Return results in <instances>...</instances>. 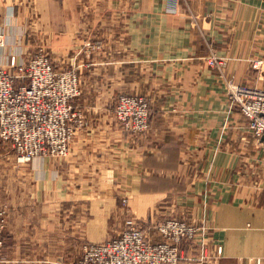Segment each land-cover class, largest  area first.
Wrapping results in <instances>:
<instances>
[{
    "label": "crops",
    "instance_id": "0c3cea01",
    "mask_svg": "<svg viewBox=\"0 0 264 264\" xmlns=\"http://www.w3.org/2000/svg\"><path fill=\"white\" fill-rule=\"evenodd\" d=\"M169 1L0 0V68L42 48L56 68L78 73L73 104L85 116L65 157H37L18 170L15 158H4L6 264H47L46 248L32 254L37 237L44 246L52 237L55 264H77L78 237L100 243L125 229V194L141 220L126 228L149 227L158 241L160 216H149L151 207L177 198L175 215L208 228L211 252L222 247L202 264H264L263 139L195 57L204 35L215 43L227 36L226 48H218L228 71L264 88V68L254 75L249 62L264 56V0H178L175 10ZM95 43L100 47L88 49ZM120 94L149 100L144 135L128 136L111 117ZM94 181L105 186L92 188Z\"/></svg>",
    "mask_w": 264,
    "mask_h": 264
},
{
    "label": "built area",
    "instance_id": "2783aa9c",
    "mask_svg": "<svg viewBox=\"0 0 264 264\" xmlns=\"http://www.w3.org/2000/svg\"><path fill=\"white\" fill-rule=\"evenodd\" d=\"M177 3L170 0L169 7L175 10ZM99 47L96 43L88 49ZM263 63L258 59L253 66L259 68ZM80 94L78 73L59 70L46 52H36L23 62L11 56L9 66L0 68V143L10 146L21 163L44 156L65 157L76 131L85 124L83 113L73 104ZM226 95L264 144V88L228 80ZM113 111L130 136L149 128V103L142 96L120 94ZM163 222L158 225V241L152 240L149 227L134 225L103 242L84 243L79 264H202L221 255L220 245L211 252L207 227L178 218ZM4 224L5 211L0 208V248ZM189 242L188 251L183 245Z\"/></svg>",
    "mask_w": 264,
    "mask_h": 264
},
{
    "label": "rangeland",
    "instance_id": "374dc122",
    "mask_svg": "<svg viewBox=\"0 0 264 264\" xmlns=\"http://www.w3.org/2000/svg\"><path fill=\"white\" fill-rule=\"evenodd\" d=\"M194 20V19H193ZM194 22L196 23V21L194 20ZM205 37H202V40L204 42V50H203V54L201 55H196V61L199 63V65H201V67L207 69V71H212L213 73H215V75L217 76V78H219L220 82L223 83L224 85V88H225V95H226V89H227V82L228 80H233L235 82H237L235 80V78L232 76V74L228 71L229 69V63H228V60H227V56H222L219 54V48H222V49H225L223 48L226 43L223 42V41H227L228 39H226L227 36H225L224 39H220L219 41H215L211 39V37L209 35H204ZM96 44V43H95ZM94 44V45H95ZM217 44V45H216ZM219 47V48H218ZM40 51H44L42 48L38 50V52ZM226 55V54H225ZM259 55V54H258ZM194 57V58H195ZM258 59H261L263 62H264V56H255V57H252L251 60L249 61L250 62V65H251V69L253 71H255L253 74L255 75L261 68L263 69L264 68V63L262 64V66H260L259 68H254L253 66V63L255 60H258ZM222 62V63H221ZM258 74V73H257ZM237 83H242V84H248V83H251L253 85H257V83H255V81L251 80H244L243 82H237ZM259 87L263 88L261 85H259ZM129 95V94H128ZM141 96V95H139ZM144 97V96H142ZM227 97V95H226ZM145 98V97H144ZM147 100V98H145ZM228 99V98H227ZM148 103H149V100H147ZM229 103L233 106H235L239 111L238 109V106H236L235 104H232L230 101ZM114 107V106H113ZM150 111H151V108H150V103H149V117H148V122H149V126H150ZM240 112V111H239ZM111 117L113 118L114 117V111H113V108L111 109ZM113 113V114H112ZM242 115V114H241ZM244 117V116H243ZM85 118V116H84ZM244 119L246 120V118L244 117ZM246 125L248 127V121L246 120ZM149 129V128H148ZM148 129L141 133V134H138L136 136H141V135H144ZM130 136V135H128ZM132 137V136H130ZM13 157L15 158V155H14V152L13 150L11 149L10 146L6 145V144H2L0 143V169H1V165H2V162L4 161V158L5 157ZM52 157V156H50ZM53 158V157H52ZM56 158V157H55ZM59 158V157H57ZM63 158V157H62ZM15 163L17 164L16 169L18 170L20 167L24 166V164L28 163H21V162H18L16 160V158L14 159ZM16 164H12L13 165H16ZM17 177V176H16ZM93 185L92 188H95V189H98L99 187H104L105 185V182L104 181H99V182H91ZM112 185V184H111ZM99 199H101L103 202H105V200H107V197H98ZM177 199V198H172V197H166V198H161L159 199L157 202H155L153 204V206L151 207V210H150V215H156L157 214L160 216L159 218L156 217V219H159V221H157L155 223V226L157 227V231H158V225H162L167 219H170V218H178V219H183V220H186L188 221L186 218H179L175 215V212L173 211V201ZM119 209H122L121 212L123 213L124 216H126V226L124 228H126L127 226H130V225H133L135 224L136 222L138 223V221L141 222V220L137 219L134 217L133 215V210H132V207H131V204H130V197L125 194V195H122L120 198H119ZM84 207V206H83ZM1 208V207H0ZM2 210L5 211V224H4V229H3V240H4V243H5V240H7V237H10L8 234H5V228H6V225H7V219H8V214H7V211L5 208H1ZM84 209H86L84 207ZM104 214H107L106 211L104 212ZM113 215V213H112ZM68 216H71V215H68ZM107 216V215H106ZM163 222V223H162ZM189 222V221H188ZM115 222H113L111 224V226L114 224ZM162 223V224H161ZM192 223V222H191ZM147 226V225H145ZM146 228V227H145ZM150 230V228H149ZM148 230V231H149ZM110 231V230H109ZM150 235V234H149ZM159 237V236H158ZM36 242H37V245L34 246L33 250L34 252H32L33 255H38V253H41L43 254V251H44V248H46L48 250V252L46 253L47 255L45 256L44 254V257L46 258V261L49 262V264H55L52 260V250H53V239L52 237L49 238V242H47L49 245H46L44 246V244L41 243V239L39 237H37V239H35ZM78 240H79V249H80V252L78 253L77 251L73 253V257L75 258V260L77 261V264H79V260H80V257H81V248H82V245L86 242H89L88 240H86V238H84L83 236L81 237H78ZM7 249L9 250H16L18 248V246L16 245V242H8L7 243ZM184 246V245H183ZM4 249V244L3 246L0 248V264H6L8 258H4L3 255H2V250ZM184 249L185 246H184ZM13 251V252H14ZM47 262V264H48Z\"/></svg>",
    "mask_w": 264,
    "mask_h": 264
}]
</instances>
